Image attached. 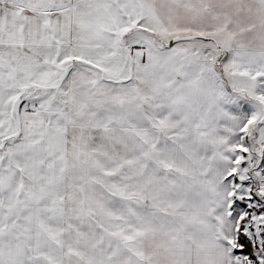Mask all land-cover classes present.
<instances>
[{"label": "snow or ice", "instance_id": "snow-or-ice-1", "mask_svg": "<svg viewBox=\"0 0 264 264\" xmlns=\"http://www.w3.org/2000/svg\"><path fill=\"white\" fill-rule=\"evenodd\" d=\"M0 264H264V0H0Z\"/></svg>", "mask_w": 264, "mask_h": 264}]
</instances>
